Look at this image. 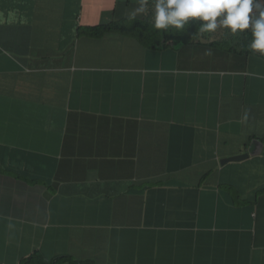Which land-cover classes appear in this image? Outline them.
I'll list each match as a JSON object with an SVG mask.
<instances>
[{"label":"crops","instance_id":"1","mask_svg":"<svg viewBox=\"0 0 264 264\" xmlns=\"http://www.w3.org/2000/svg\"><path fill=\"white\" fill-rule=\"evenodd\" d=\"M137 6L0 0V264H264V150L220 163L264 141V55L89 32Z\"/></svg>","mask_w":264,"mask_h":264},{"label":"clouds","instance_id":"2","mask_svg":"<svg viewBox=\"0 0 264 264\" xmlns=\"http://www.w3.org/2000/svg\"><path fill=\"white\" fill-rule=\"evenodd\" d=\"M151 9L157 31H184L191 23L200 34L223 30L231 35L247 32L248 49L264 55V0H138L130 18Z\"/></svg>","mask_w":264,"mask_h":264},{"label":"trees","instance_id":"3","mask_svg":"<svg viewBox=\"0 0 264 264\" xmlns=\"http://www.w3.org/2000/svg\"><path fill=\"white\" fill-rule=\"evenodd\" d=\"M110 30H117L124 34L133 35L142 45L152 49L165 48L172 43L186 44L202 41L210 46L226 49L231 52H252L247 47L250 39L247 30L245 33L235 36L223 30H218L215 33L200 34L197 30V25L191 23L181 32H177L175 29H171L168 32L157 31L153 29L151 25L150 8L146 10L144 15L140 18H124L122 20L89 28V32L93 35H100ZM67 260H70V258L63 256L45 262L40 254L34 252L29 257H25L20 264H58Z\"/></svg>","mask_w":264,"mask_h":264},{"label":"water","instance_id":"4","mask_svg":"<svg viewBox=\"0 0 264 264\" xmlns=\"http://www.w3.org/2000/svg\"><path fill=\"white\" fill-rule=\"evenodd\" d=\"M263 150H264V141L259 138H255L250 142L245 153L234 155L232 157L223 158L220 160V163L224 164L225 162L228 161L242 160L245 159L246 157L260 154Z\"/></svg>","mask_w":264,"mask_h":264}]
</instances>
